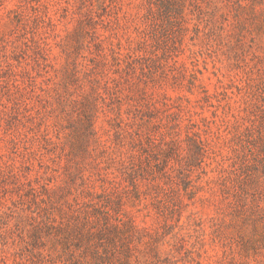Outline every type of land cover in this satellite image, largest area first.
Masks as SVG:
<instances>
[{"label": "rangeland", "instance_id": "1", "mask_svg": "<svg viewBox=\"0 0 264 264\" xmlns=\"http://www.w3.org/2000/svg\"><path fill=\"white\" fill-rule=\"evenodd\" d=\"M0 264H264V0H0Z\"/></svg>", "mask_w": 264, "mask_h": 264}]
</instances>
